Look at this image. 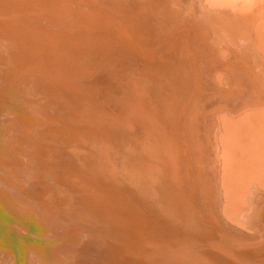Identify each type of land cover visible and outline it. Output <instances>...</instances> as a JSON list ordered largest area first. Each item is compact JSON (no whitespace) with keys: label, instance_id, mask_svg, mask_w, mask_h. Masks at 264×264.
<instances>
[{"label":"bare ground","instance_id":"6f19581e","mask_svg":"<svg viewBox=\"0 0 264 264\" xmlns=\"http://www.w3.org/2000/svg\"><path fill=\"white\" fill-rule=\"evenodd\" d=\"M147 1L133 5L121 0H0V106L29 109L37 115L38 110L64 105L63 115L67 111L77 114L80 123L112 119L113 124L131 130L142 125L157 137L156 149L171 164L173 180L182 184L180 160L187 143L184 129L146 109L136 90L121 99L111 97L107 88L93 82L100 72L121 68L126 59L149 76L174 68L175 100L187 118L199 121L195 134L201 150L198 164L207 174L205 186L219 201V157L223 213L248 229L256 210L249 196L257 193L258 188L252 191L255 184L264 187V107L246 109L260 103L259 96L264 95L260 68L264 71V0H198L203 32L193 20L171 16L168 9L155 4L156 0ZM198 40L225 46L220 57L223 62L232 51L239 56L237 64L222 68L234 75L227 92L230 95L205 87L206 79H214L209 72L213 55ZM224 76L221 71L216 78L222 81ZM215 93L216 99L209 101ZM0 195L17 214L30 211L37 215L53 229L54 239L66 238L50 247L45 256L31 251L30 264H55L72 257L80 244L92 242L88 234L67 233L58 218L39 204L25 202L10 192L8 185L0 183ZM14 228L17 233L26 231L19 224ZM149 247L151 264H215L205 254L209 248L241 263L251 259L238 251L264 248V235L249 244L221 233L218 240L206 245L183 237L154 241ZM0 254L13 264L8 253ZM252 261L264 264V259Z\"/></svg>","mask_w":264,"mask_h":264},{"label":"rangeland","instance_id":"374dc122","mask_svg":"<svg viewBox=\"0 0 264 264\" xmlns=\"http://www.w3.org/2000/svg\"><path fill=\"white\" fill-rule=\"evenodd\" d=\"M121 1L133 5L148 2ZM157 3L168 9L171 16L193 20L196 28L205 30L201 27L204 22L198 14V0H156ZM197 42L213 55L209 72L214 79H206L205 87L222 89L226 92L223 96L230 95L227 92L234 75L222 68L237 64L239 56L232 51L223 62L220 57L225 46L205 45V40ZM221 71L225 76L219 81L216 76ZM176 74L174 68L167 67L160 75L149 76L126 59L121 68L104 70L93 82L107 88L111 97L121 99L136 90L146 109L166 123L184 129L187 143L180 160L182 184L173 180L171 164L156 149L157 137L142 125L131 130L113 124L112 119L80 123L77 114L67 111L63 115L67 109L64 105L60 109L38 110L37 115L29 109L0 106V183L8 185L9 191L25 202L41 205L60 220L67 233L92 237V242L80 244L72 257L55 264H151L147 254L154 241L185 237L206 245L218 240L222 233L249 244L264 235L261 184H255L252 191L258 188L257 193L251 192L249 196L250 205L256 206V210L248 229L223 213L219 157L216 183L221 189L220 200L205 186L207 174L202 173L198 164L201 150L195 134L200 128L199 121L187 118L175 100ZM217 96L213 94L209 101ZM258 100L260 103L246 109L264 107V95ZM123 107L119 106L121 110ZM216 146L219 152L218 138ZM14 224L26 231L17 233ZM52 232L33 212L17 214L0 195V253H8L13 264H30L31 251L45 256L50 247L65 241L64 237L54 239ZM238 253L251 260L240 263L219 250L205 249L206 256L215 264H254L252 260L264 259V248L243 249ZM0 259L3 264H10V258L4 254H0Z\"/></svg>","mask_w":264,"mask_h":264}]
</instances>
